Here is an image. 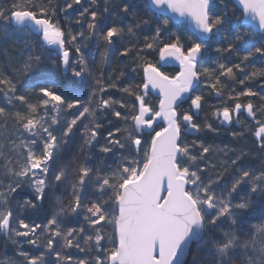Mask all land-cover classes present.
<instances>
[{"label": "snow or ice", "instance_id": "6c2138e0", "mask_svg": "<svg viewBox=\"0 0 264 264\" xmlns=\"http://www.w3.org/2000/svg\"><path fill=\"white\" fill-rule=\"evenodd\" d=\"M239 3L264 29V0ZM74 4L82 0H64L65 7L54 0H0V26L32 25L40 37L25 42L15 58L5 50L0 60V130L12 127L0 136V175L9 181L0 182L6 189L0 192V264H236L241 250L246 264H264V38L241 52L252 32L233 29L231 10L216 11L214 0H150L143 10L135 0H88L75 33L58 15ZM152 5L189 18L198 31L155 16ZM218 33L225 35L212 46ZM89 40L116 49L127 68L98 75L95 59L90 64L81 50ZM106 56L100 53L101 64ZM166 60L178 70H162ZM45 66L55 75H40ZM250 82H259L260 91ZM225 91L234 109L213 114L231 122L243 108L253 121L251 143L239 116L241 130L230 133L234 147L217 148L207 134L218 128L196 122L207 96L222 98ZM241 98L247 103L236 102ZM72 145L82 160L65 157ZM46 203L40 223L24 215ZM141 215L174 222L164 247L150 239L136 244ZM109 224L112 236L104 231ZM193 231L202 238L196 252L185 243ZM10 246L18 255H8Z\"/></svg>", "mask_w": 264, "mask_h": 264}, {"label": "trees", "instance_id": "16d2710c", "mask_svg": "<svg viewBox=\"0 0 264 264\" xmlns=\"http://www.w3.org/2000/svg\"><path fill=\"white\" fill-rule=\"evenodd\" d=\"M54 2L59 3L61 5V7H65L64 5V0H54ZM68 2H71V0H68ZM120 3L123 2V0H119ZM135 2L140 6V8L143 10L144 9V5L145 4H149L148 0H135ZM214 4H215V8L216 11H220L222 5H226L230 10L231 13L233 14V18H232V25L231 27L233 29H240L243 31H250L252 32V36L251 37H246L245 40L243 42H241L240 44V50L241 52H243L244 50L247 49V47L252 44V43H256L257 46H259V42L262 38H264V33H260L257 32L256 30H254V28L248 24L244 23V15L243 12L241 10V8L234 2V0H214ZM88 6V0H82V4L81 5H73V7L71 9H66L65 11H62L60 13H58L61 23L65 24V23H71L72 25V29L73 32L75 33L78 29H79V25L77 23V18L79 16V12L82 11L83 7ZM115 9H110V12L107 14V18L110 19L111 18V11H114ZM152 12L155 16H160V17H164L165 15L159 14L157 12H155L152 9ZM65 17H67V20H65ZM174 24L176 25H180L183 26L184 29L186 30H190L189 26L186 23H175L173 21ZM16 28V26L13 24V21L11 22L10 25H8L6 28L0 26V60L4 59L5 56V50L7 51V54L10 57H13V55H16V50L20 48H22V46L24 45V41L23 39H20L18 37V35L16 33L19 32V30H21L22 32L27 31L30 32L31 34V39L30 42H36L40 37L30 31L27 28H22L19 29ZM17 30V31H16ZM21 32V33H22ZM225 34L223 33H218L215 36L211 37V41L210 43L212 44V46H215L216 44H218L224 37ZM21 36V34H20ZM18 38V39H17ZM13 41H15V43H13ZM48 48H51L50 46H47ZM20 50V49H19ZM53 50V49H52ZM82 52L84 53L85 58L88 60V62L91 64L93 62V58L95 59V63L97 65V69L98 72L97 74H102L105 77L111 76L114 73L118 74L119 71L121 69H126L127 68V62L126 60L121 57L118 53V51L116 49H107L106 46L101 43L99 48H97V43L96 41L93 40H89L87 41L83 46H82ZM53 52H55L53 50ZM100 53H107L106 59L104 61L103 64H101L100 62ZM206 59L209 62H212L216 59V54L213 51H210L208 53V56L206 57ZM231 59H233L234 61H236L235 57H231ZM238 62V61H236ZM257 66L259 65V61H256ZM45 68H47L50 72L46 73L45 75H55L51 69H49L47 66H45ZM44 68V70H45ZM162 70L167 71V72H175L178 70V67L176 66H163ZM70 75V73H69ZM131 82V81H128ZM126 82V83H128ZM136 82H139V79L137 78ZM222 85H224L226 87L227 85V81L226 80H222L221 81ZM249 87H252L254 91H260V83L259 82H250L248 84ZM235 87L236 91L242 90V86H233ZM205 91L207 92L208 90L205 89ZM110 94L112 95L113 99H116L119 95L118 89H113L110 90ZM231 95H234V92L231 93ZM107 98V97H105ZM4 97L0 96V102H3ZM207 105L205 106L204 110L202 112H198L197 113V123L202 122V121H207L208 123H213L214 127L218 128V132L213 134V133H208L207 134V140L210 141L214 146L216 147H220V148H225V146H229V147H234V145L230 144V133L231 131H240L241 127L240 125L237 124V116H239V120L241 122V124L243 125V130L247 133L246 139L248 140L249 143L252 142V132L249 131V129H252V125H253V121L251 119V117L248 116L247 112L245 110H242L237 116H234L232 121L229 124H225L224 122L222 123V117L218 118L216 117L213 113L215 112V110L217 108H220V110L222 111V108L224 106L230 107L234 109V103L229 100V92L225 91L222 98H218L215 95L209 94L207 96ZM236 102H240L242 104H246L247 100L246 98H241L239 101ZM254 104L258 103L257 100H253L252 101ZM183 107L187 108V105H184ZM70 110H65V115H64V119H70L71 117L67 116V112ZM234 114V111H233ZM52 116V114H51ZM57 118L58 121L61 119L60 115L57 113ZM97 124L102 123L99 119H97L96 121ZM103 127L107 128L108 127V123L105 121L103 122ZM252 131H254V129H252ZM106 135V133H105ZM202 138L204 136V134L202 133ZM189 140L195 139L194 136H189L188 137ZM105 143L104 140L100 141V144L103 145ZM96 151H99V146H97ZM72 156H75L78 160H82L83 157V153L80 150V147H78L77 145H72L69 149H67L65 151V157L66 158H71ZM11 159V157H9ZM221 160L226 159V154L225 155H221L220 157ZM0 182H3L5 184L9 183L8 180H5L3 178L2 175H0ZM6 189H0V192L5 191ZM48 207L47 203L45 204L44 208H37L35 210H31V212L26 213L25 216H28L31 218L32 221L40 223L45 215H46V211L45 209ZM80 219H82V217H80ZM26 222H29L28 220H26ZM76 223L75 220L70 221L66 226H64L65 228L67 227H72L74 226ZM105 232H107V234L109 236L113 235V229L111 224H109L105 229ZM0 239H2V237H0ZM202 239V238H201ZM201 239L198 241H195L191 244L190 248L192 249L193 252H196V245L198 243L201 242ZM44 240V237L40 238V242H42ZM259 242V238H257V243ZM111 246V245H109ZM205 247H210L209 245H206ZM3 246L0 245V251H3ZM14 251L13 247L10 246L8 249V255L12 256L14 255ZM73 254H75V250L73 249ZM204 251V249H201V253ZM11 254V255H10ZM214 255V253H213ZM5 257L0 256V259H4ZM190 259V257H189ZM206 264H212L211 261L206 262ZM226 264H230V262H226ZM236 264H246V260L244 257V253L243 250H241L240 255L237 257L236 260Z\"/></svg>", "mask_w": 264, "mask_h": 264}, {"label": "water", "instance_id": "95a60500", "mask_svg": "<svg viewBox=\"0 0 264 264\" xmlns=\"http://www.w3.org/2000/svg\"><path fill=\"white\" fill-rule=\"evenodd\" d=\"M150 3V0H148ZM234 2L242 9L243 6L239 3V0H234ZM153 10L160 12L162 14H165L167 16L173 17V20L175 22H186L189 24V28L192 32H197L198 30L195 28L194 23L186 17H179L178 14L172 13L167 8H156L154 5L151 6ZM244 22L246 24L251 25L256 31L260 33H264V29H262L259 25L258 20H253L252 17L249 14L244 13ZM13 24L18 28H28L32 32L37 33L34 26L29 25H17L15 21H13ZM55 51L56 46H50ZM171 62H176L174 60H166L163 61L162 64H168ZM156 96L158 94L153 91ZM228 123V122H226ZM166 182V177L162 174L160 176V183L163 185ZM174 222L168 218V217H151L148 215H141L138 217L137 224H136V231H135V242L138 246H143L147 243V241L150 239L154 245L157 247H164L165 243L171 238L172 235V227ZM200 234L199 232L193 231L191 236L185 241L186 244L191 246V244L197 240H200Z\"/></svg>", "mask_w": 264, "mask_h": 264}, {"label": "rangeland", "instance_id": "374dc122", "mask_svg": "<svg viewBox=\"0 0 264 264\" xmlns=\"http://www.w3.org/2000/svg\"><path fill=\"white\" fill-rule=\"evenodd\" d=\"M187 25H188V23H186ZM16 28H18V27H16ZM19 29H22V28H19ZM18 29V30H19ZM23 30V29H22ZM17 31V30H16ZM31 31V30H30ZM21 30H19V32L18 33H16L17 35H18V37L20 38V39H23V41L24 42H30V39H31V34H30V32H27V31H24V32H22ZM20 34H21V36H20ZM18 39V38H17ZM19 49H21L20 47H19ZM19 49H17L16 50V53L15 54H17V52L19 51ZM16 57V55H13V58H15ZM174 66H178L177 65V63H174L173 64ZM167 66V65H166ZM170 66H172V65H170ZM50 71L47 69V68H45V70L44 69H42L41 70V73H40V75H45L46 73H49ZM1 97H3L2 95H0ZM151 98H152V100L154 101V102H156V103H158V96H156V95H154V93L152 92V94H151ZM244 110V109H243ZM57 112L54 110L53 111V113H52V117H55L57 120H58V118H57ZM12 131V127L11 126H9L8 127V129H7V131H4V130H0V136H5V135H7L8 134V132H11ZM5 143V141L4 140H2V139H0V144H4ZM17 143H19V141H17ZM217 148H220V147H217ZM25 212H27V213H29V212H31V210H26ZM24 215H26V213L24 214ZM23 218V217H22ZM22 230V229H21ZM38 243H40V241H38ZM24 250H28V248L27 247H25L24 248ZM19 251H20V249L19 248H16L15 249V255H18V253H19ZM11 255V254H10ZM18 264H23V262L22 261H19L18 262Z\"/></svg>", "mask_w": 264, "mask_h": 264}, {"label": "flooded vegetation", "instance_id": "af4514ba", "mask_svg": "<svg viewBox=\"0 0 264 264\" xmlns=\"http://www.w3.org/2000/svg\"><path fill=\"white\" fill-rule=\"evenodd\" d=\"M233 117H234V115H233Z\"/></svg>", "mask_w": 264, "mask_h": 264}]
</instances>
